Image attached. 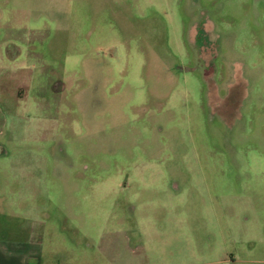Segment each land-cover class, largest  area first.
I'll return each instance as SVG.
<instances>
[{
    "label": "rangeland",
    "instance_id": "374dc122",
    "mask_svg": "<svg viewBox=\"0 0 264 264\" xmlns=\"http://www.w3.org/2000/svg\"><path fill=\"white\" fill-rule=\"evenodd\" d=\"M0 264H264V0H0Z\"/></svg>",
    "mask_w": 264,
    "mask_h": 264
}]
</instances>
